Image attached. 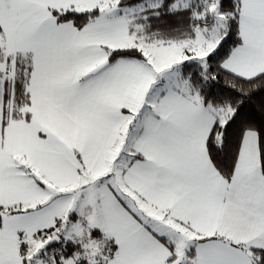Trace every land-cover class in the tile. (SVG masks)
Returning <instances> with one entry per match:
<instances>
[{"label": "snow or ice", "instance_id": "snow-or-ice-1", "mask_svg": "<svg viewBox=\"0 0 264 264\" xmlns=\"http://www.w3.org/2000/svg\"><path fill=\"white\" fill-rule=\"evenodd\" d=\"M0 264H264V0H0Z\"/></svg>", "mask_w": 264, "mask_h": 264}]
</instances>
